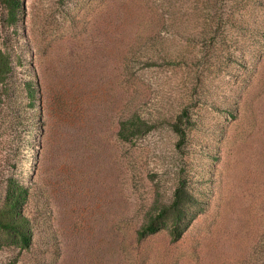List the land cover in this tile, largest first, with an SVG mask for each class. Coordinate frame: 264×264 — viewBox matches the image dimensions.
Here are the masks:
<instances>
[{
    "label": "rangeland",
    "instance_id": "rangeland-1",
    "mask_svg": "<svg viewBox=\"0 0 264 264\" xmlns=\"http://www.w3.org/2000/svg\"><path fill=\"white\" fill-rule=\"evenodd\" d=\"M14 29L19 74L43 96L0 103V171L32 181L43 214L30 249L0 243V264L108 256L133 155L138 195L169 200L185 175L198 199L183 237L155 248L176 264H264V0H25ZM132 90L169 118L189 109L181 149L169 123L117 137Z\"/></svg>",
    "mask_w": 264,
    "mask_h": 264
},
{
    "label": "trees",
    "instance_id": "trees-1",
    "mask_svg": "<svg viewBox=\"0 0 264 264\" xmlns=\"http://www.w3.org/2000/svg\"><path fill=\"white\" fill-rule=\"evenodd\" d=\"M25 0H0V103L9 104L13 96L21 97L25 107L41 106L42 92L38 80L22 79L18 71L23 49L14 29L20 21ZM149 39V38H148ZM136 43H132L133 48ZM147 45V44H145ZM155 51V48H151ZM171 62V61H170ZM22 64V62H21ZM139 93L132 90L127 114L117 131L123 141L141 137L169 123L177 134L179 149L185 144L187 130L193 123L189 109L167 117L158 110L144 109ZM8 100V101H7ZM130 204L125 218L113 222L108 256L99 255L97 264H176L175 257L155 248L157 237L178 241L191 227L197 214V198L185 175L177 177L171 199L163 200L157 190L151 196L138 195L146 188L143 163L133 155L128 162ZM32 181L17 172L0 171V243H10L21 250L30 249L36 240L40 204L31 206L35 190ZM158 193V194H157Z\"/></svg>",
    "mask_w": 264,
    "mask_h": 264
}]
</instances>
